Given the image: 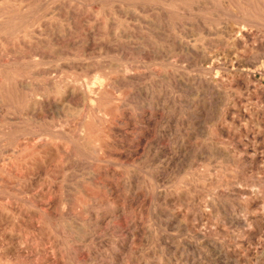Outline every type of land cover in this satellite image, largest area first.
Returning a JSON list of instances; mask_svg holds the SVG:
<instances>
[{
	"label": "rangeland",
	"instance_id": "1",
	"mask_svg": "<svg viewBox=\"0 0 264 264\" xmlns=\"http://www.w3.org/2000/svg\"><path fill=\"white\" fill-rule=\"evenodd\" d=\"M0 264H264V0H0Z\"/></svg>",
	"mask_w": 264,
	"mask_h": 264
},
{
	"label": "bare ground",
	"instance_id": "2",
	"mask_svg": "<svg viewBox=\"0 0 264 264\" xmlns=\"http://www.w3.org/2000/svg\"><path fill=\"white\" fill-rule=\"evenodd\" d=\"M229 26V25H228ZM238 42V41H237ZM253 48V47H252ZM62 88V87H61ZM67 109V108H66ZM68 113V112H67ZM255 130V129H254ZM169 155V154H168ZM186 199V198H185ZM101 219V218H100Z\"/></svg>",
	"mask_w": 264,
	"mask_h": 264
}]
</instances>
